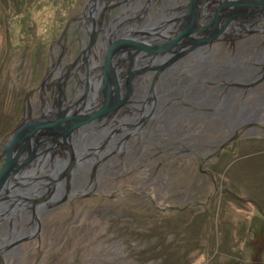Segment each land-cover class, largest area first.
Instances as JSON below:
<instances>
[{
  "label": "flooded vegetation",
  "instance_id": "af4514ba",
  "mask_svg": "<svg viewBox=\"0 0 264 264\" xmlns=\"http://www.w3.org/2000/svg\"><path fill=\"white\" fill-rule=\"evenodd\" d=\"M224 1L88 0L82 23L67 30L66 46L57 57L65 64L55 71L58 80L49 85L39 105L40 117L34 120L65 108L73 110V102L85 110L96 111L100 102L112 106L114 92L120 102L64 141L56 140L54 134L59 135L60 129L54 126L49 130L55 141L25 142L23 152L38 157L21 172L68 171L55 192L57 201L66 199L43 206L37 216L30 204L18 205L14 214L4 218L1 215L0 264H17L21 242L36 238L40 221L57 206L104 191L133 168L141 167L146 175L161 171L163 155L193 152L203 157L221 137L244 123H264V95L259 90L264 87V42L260 44L264 38L257 39L264 35V0L231 8L222 7ZM206 25L204 32L198 31ZM215 29L221 30L216 39L195 45ZM224 42L234 45L232 52L219 46ZM162 44L168 47L162 50ZM152 48L156 51L150 52ZM8 140L9 136L0 140V153ZM4 159L0 156V168ZM165 181L166 177H155L151 184ZM27 187L30 195V184Z\"/></svg>",
  "mask_w": 264,
  "mask_h": 264
},
{
  "label": "rangeland",
  "instance_id": "374dc122",
  "mask_svg": "<svg viewBox=\"0 0 264 264\" xmlns=\"http://www.w3.org/2000/svg\"><path fill=\"white\" fill-rule=\"evenodd\" d=\"M87 2L0 0V140L40 117ZM189 154L163 155L161 171L133 168L46 213L17 264H264V123H244L203 157ZM155 177L166 181L152 185Z\"/></svg>",
  "mask_w": 264,
  "mask_h": 264
},
{
  "label": "water",
  "instance_id": "95a60500",
  "mask_svg": "<svg viewBox=\"0 0 264 264\" xmlns=\"http://www.w3.org/2000/svg\"><path fill=\"white\" fill-rule=\"evenodd\" d=\"M261 1L262 0H241L236 2L233 0H225L221 3V6L225 8L245 7L250 5L252 6L255 2H259L260 4ZM219 11L220 9H218L213 16V22L214 20L217 21L216 17H218ZM233 14L234 15L228 19V22L235 16V11ZM207 27V25L200 26L198 31L204 32ZM185 31H187V29ZM219 32H221V30L217 31L216 29L214 32H207V37L202 41H196L195 45L213 41L216 39ZM167 47V44L160 45V49L162 50ZM151 50L156 51L154 48L150 49V52ZM108 58L109 57H106V61H108ZM113 95L115 103L112 106H109L105 102H100L96 111L91 108H87L85 110V107H78V103L73 102L71 105L73 110L65 108L64 110H60L54 115H50L43 119L23 122L13 131V133L9 136L8 144L1 145L3 150L1 151L0 156H5L3 165L0 168V210L2 209V211H0V216L2 215V218L10 214H14L13 212L15 211V208L18 205L23 206V204H25V206H29L30 204L33 208V215L36 214L37 216L43 206H48L49 204L54 205L55 203L62 202L66 199L65 196L62 200L57 201L55 192L58 180L63 176L68 175V171L58 174L31 173L32 175H27L26 173L21 172L24 166H27L33 158L38 157L37 153L36 155H26L23 152L28 146H26L27 143L25 142L30 138L34 139L35 143L41 139H45L44 141H55L54 136H56V140L57 137H61V140L64 141L66 136H70L72 133H75L81 125H84L95 118H101L110 112L114 107L118 106L120 102L118 99V93L114 92ZM89 106L90 105H88V107ZM78 114L84 115L80 116ZM54 126L60 129L59 135L57 133V135L54 134L53 136L52 131L49 130ZM28 184H30V191L32 193H30L31 196L27 194V188L29 187H27ZM44 187L45 190L42 189ZM20 190L24 191L23 195H19L17 193ZM2 204H4L3 208L1 207Z\"/></svg>",
  "mask_w": 264,
  "mask_h": 264
},
{
  "label": "bare ground",
  "instance_id": "6f19581e",
  "mask_svg": "<svg viewBox=\"0 0 264 264\" xmlns=\"http://www.w3.org/2000/svg\"><path fill=\"white\" fill-rule=\"evenodd\" d=\"M109 85V84H108ZM108 90V89H107ZM110 104V103H109Z\"/></svg>",
  "mask_w": 264,
  "mask_h": 264
}]
</instances>
